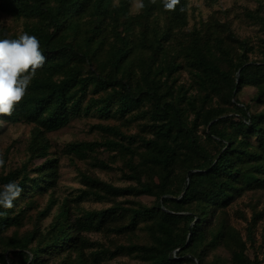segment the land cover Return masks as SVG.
<instances>
[{"label":"trees","instance_id":"16d2710c","mask_svg":"<svg viewBox=\"0 0 264 264\" xmlns=\"http://www.w3.org/2000/svg\"><path fill=\"white\" fill-rule=\"evenodd\" d=\"M253 2L190 24L189 0L174 12L144 0L139 14L132 0H0V39L27 32L47 58L23 101L0 117V135L31 126L24 160L0 170V187L23 188L13 208H0V264L121 255L129 259L116 264L264 263L254 248L264 208L251 205L245 231L231 214L239 198L264 192V0ZM240 25L256 26L257 38ZM84 119L97 121L89 127L101 137L64 150L108 168L95 162L103 148L125 184L81 169L83 186L60 203L61 157L49 134ZM90 199L108 206L81 204Z\"/></svg>","mask_w":264,"mask_h":264},{"label":"rangeland","instance_id":"374dc122","mask_svg":"<svg viewBox=\"0 0 264 264\" xmlns=\"http://www.w3.org/2000/svg\"><path fill=\"white\" fill-rule=\"evenodd\" d=\"M219 1V2H217ZM189 0V20L192 24L199 18H206L209 14L216 9L231 7L235 5H249L253 6V0ZM240 31L243 35H252L254 39L257 38L258 32L256 26H242L240 25ZM253 89L250 87L245 88V95H250ZM95 119L76 120L69 126L50 133V141L52 143V151L61 157V176L59 178L58 186L56 188L55 196L61 203L63 199L67 197H73L77 194V190L83 186L81 171L89 169V172H93L96 176L107 180L113 181L116 184H125L120 180V172L117 165L109 157V153L99 148L96 157L99 158L95 162H104L108 166L104 167L102 164L87 165V161L75 158L73 154H68L64 150L65 145L71 141H79L85 139H93L101 137L102 133L97 130H91L89 125L96 123ZM31 126L16 124L7 127L6 131L0 135V154H2L5 161L3 168L7 170L12 167L18 166L25 158V144L30 134ZM56 150V151H55ZM2 168H0L1 170ZM82 169V170H81ZM48 195L40 196L39 201L41 205H45L48 200ZM146 201H150L152 198L143 197ZM258 203V209L264 208V192H257L256 194H246L238 199V201L231 207L232 223L242 231H245L247 221L245 217L251 216V205ZM86 208H102L108 206L107 203L95 201L93 199L85 200L81 203ZM57 205H55L50 214L44 217L42 224L46 225L50 222L53 215L56 213ZM245 216V217H244ZM256 246L255 250L263 256L264 253V218L259 222L256 230ZM92 237L95 240H99L101 243L111 245L110 240L100 234H93ZM121 242H127L125 238H120ZM129 258L127 255H121L113 260H104L102 264H116L119 261H127ZM264 264V263H263Z\"/></svg>","mask_w":264,"mask_h":264},{"label":"clouds","instance_id":"9594fccd","mask_svg":"<svg viewBox=\"0 0 264 264\" xmlns=\"http://www.w3.org/2000/svg\"><path fill=\"white\" fill-rule=\"evenodd\" d=\"M150 3L156 4L157 0H150ZM160 3L166 12H174L181 0H160ZM114 6H118V0H114ZM145 7L144 0H132L134 14H139ZM179 10L183 12L185 8L180 7ZM46 59L34 35L23 32L16 39H0V117L11 116L23 101L37 70L44 66ZM4 165L0 154V168ZM22 192L23 188L15 181L0 187V208H13L14 201Z\"/></svg>","mask_w":264,"mask_h":264}]
</instances>
